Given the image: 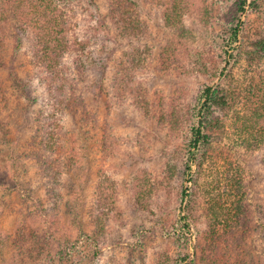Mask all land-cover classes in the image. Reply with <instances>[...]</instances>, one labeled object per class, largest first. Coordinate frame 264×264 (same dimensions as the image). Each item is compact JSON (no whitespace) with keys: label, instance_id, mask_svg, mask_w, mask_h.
Here are the masks:
<instances>
[{"label":"trees","instance_id":"1","mask_svg":"<svg viewBox=\"0 0 264 264\" xmlns=\"http://www.w3.org/2000/svg\"><path fill=\"white\" fill-rule=\"evenodd\" d=\"M70 1L0 0V40H6L9 34L13 51L17 52L22 45V37L18 31L29 32L31 43L28 49L34 64L44 70L39 78L44 84H48L46 88L49 97L44 104L48 106L52 103L50 109L47 107L48 110L41 104L35 114L30 116V107L37 103L33 87L30 83H24L12 67L6 72V76L0 74V144L8 143V136L11 134L16 144L23 135V129L30 126V121L33 129L29 137L19 143L23 149L16 152L9 146L8 154L15 173V185L12 188L19 191L23 200L24 218L17 221L11 241L12 257L21 262L40 261L47 256L48 262L52 264L53 255L58 256L57 260L60 261L61 257H68L84 242L97 252L101 245L109 241L107 227L110 221L119 218L121 214L116 203L118 194L111 196L112 200L109 201L107 188L98 181L93 191L91 230L80 229V241H67L69 247L65 250L59 247L58 242L55 243L58 238L49 230L55 224V218L63 215L60 204L64 199L62 176L65 170L62 167L72 169L78 163L74 137L65 128V122L64 127L59 114L65 110L73 114L71 107L80 105L76 91L81 82L69 76L65 78V82L61 79L64 74H69V66L80 73L87 71L88 74L89 69L99 71L100 74L92 83L94 98L97 99L109 70L110 58L107 51L110 43L122 47L124 42L139 41L147 29L141 20L139 0H105L107 11L105 14L104 11L97 12L90 28L93 32L91 30V33H85L80 29V22L73 13ZM89 1L94 3L93 0ZM153 1L160 8L161 17L168 27H177L180 32H187L181 27V23L193 11L189 0ZM256 6L257 0H234L227 37H222L216 44L217 53L212 56H221L217 51L218 47L225 55L217 73L218 79L215 82L201 83L186 103H182L178 97L150 93L137 80L138 72L148 63L147 46L132 44L123 49L116 60L111 91L109 90L114 95L112 105L133 106L144 118L153 120L157 128L166 129L169 135L179 133L188 126L183 147L182 168L185 179L181 181L179 191L180 203L184 205L172 220L159 222L162 237L168 239L177 252L173 255L169 250L158 252L160 254L154 264H181L189 254L186 250L193 213L189 207H193L195 203L196 179L203 167L204 157L211 148L213 133L225 129L229 135H234V145H244L251 150L264 147V26L253 28L249 24L247 13L248 8L252 10ZM103 53L107 55L103 56ZM68 56L71 65L63 64L64 58ZM158 59L166 69L177 70L183 65L177 54H169L166 50L160 53ZM3 65L2 62L0 68ZM208 68L204 63L205 73L209 72ZM235 71H239L242 79ZM215 76L212 74L211 77ZM61 94L64 96L59 97ZM23 101L26 105L20 108ZM225 117H228L229 125L223 122ZM117 136L115 138L122 141ZM136 143H141L138 138ZM98 146L99 153L104 156L112 153L114 137L106 138L105 135L98 141ZM27 159L33 161L31 167L36 170L33 178L29 179V168L18 170L15 162ZM193 165L196 166V172H193ZM177 172V164L169 163L161 167L156 178L143 177L142 182L137 178L133 183V208L140 210L142 205L148 208L149 200L160 191L159 185L171 190L170 183L174 181ZM26 179L28 180L24 181ZM39 188L44 189L49 211L43 207L42 198L35 197ZM243 191L233 194V198H222L214 202V208L206 218L208 234L211 239H218L232 248L234 261L231 264H264L261 260L247 256L245 252L249 243H255L259 251H264V242L258 241V236L264 234V209L258 207V218L252 221L249 192L246 191L244 196ZM150 233L152 231L149 229H132L130 236L140 241L142 236ZM51 251L54 254L51 255ZM110 260L113 261V258ZM226 260L221 254L220 246L200 244L194 256L185 264H227Z\"/></svg>","mask_w":264,"mask_h":264},{"label":"rangeland","instance_id":"2","mask_svg":"<svg viewBox=\"0 0 264 264\" xmlns=\"http://www.w3.org/2000/svg\"><path fill=\"white\" fill-rule=\"evenodd\" d=\"M93 2L70 1L73 13L80 22V29L85 33L92 30L90 28L97 12L104 11L105 14L107 11L105 0H93ZM233 2L234 0H189L193 11L190 16L182 20L181 27L187 30L182 33L179 28L168 27L164 23L161 10L153 0H139V12L147 28L146 33L140 37L139 41L124 42L122 47L110 43L107 51L110 58L109 70L97 99L94 98L92 83L100 72L89 69L88 74L87 71L80 73L69 66L71 68V70L68 68L69 74H64L61 81L69 76L81 82L76 91L81 103L70 106L73 114L65 110L59 116L63 125L65 122L67 126L64 125V127L74 137L78 163L72 169L62 167L65 170L62 176L64 199L60 204L63 215L55 218V224L51 225L49 230L58 238L55 243L58 242L62 250L69 247L67 242L69 240L79 242V230L90 231L92 228L93 191L98 181L107 188V194L110 195L109 201L112 200L113 195L118 194L116 203L121 214L119 218L110 221L107 227L109 241L101 245L97 252L84 242L68 257H61L60 261L57 260L58 256L53 255L52 264H104L106 262L154 264L160 254L158 252L169 250L172 255L177 252V249H173L174 246L169 244V240L162 237L159 222L172 220L180 207L184 205L180 203L179 191L180 183L185 179L182 168L183 147L188 126L182 128L179 133L169 135L166 129L157 128L153 120L144 118L133 106L112 105L111 100L114 95L110 92V85L114 78L113 71L123 49L135 43L147 46L149 58L146 62L148 63L138 72L137 80L150 93L158 92L166 97H178L182 103H186L196 93L201 83L215 82L218 79L217 73L224 62L225 55L218 47L217 51L222 57L212 56L217 53L216 44L222 37H227ZM247 13L249 24L253 28L264 26V0H257V6L252 10L248 8ZM245 17L246 15L242 18L245 19ZM12 29L16 30L13 26ZM18 33L22 37V45L17 52L13 51L9 34L6 40H0V64L2 62L4 64L0 68V74L6 76V72L12 67L24 83H30L37 100V103L30 107L29 115L32 116L39 109L38 107L48 100L49 93L46 88L48 84H44L39 78L44 74V70L34 64L28 49L31 43L29 32L18 31ZM165 50L169 54H177L182 59L181 68L172 70L162 65L158 58ZM105 55L107 53H103V56ZM64 63L71 65L69 56L64 58ZM204 63L209 67L208 73L204 72ZM262 66L264 67V61ZM212 74L216 76L211 77ZM235 74L241 76L239 71H235ZM25 105V101L21 102L20 108ZM51 105H48V109ZM223 122L229 125L230 121L228 117H225ZM32 132L30 121V126L23 129V135L16 144L13 134L8 136V143L0 144V264H50L47 256L40 261L27 260L26 262L12 257L13 230L17 221L24 218L22 215L24 211L19 191L12 188L15 185V173L13 163L8 157L9 146L16 152H20L23 148L19 146V143L25 141ZM105 135L106 138L114 137L115 146L112 153L104 156L101 152L99 153L98 141ZM117 135L122 141L115 138ZM137 138L141 143H136ZM235 140L234 135H229L225 129L213 133L211 148L204 157L203 167L196 179L195 203L193 207H189L193 212L190 221L189 245L186 250L189 254L181 264H185L194 256L200 244L210 247L220 246L221 254L227 259V264L234 261L232 248L218 239H211L208 234L206 218L208 212L214 208L212 205L216 200L233 198V194H239L240 190H244V196L246 191L249 192L248 202L253 211L252 221L258 218L256 213L260 209L258 207L264 209V147L259 146L251 150L244 145H234ZM82 144H84L83 147ZM17 161L15 162L19 167L18 170L28 167L30 174L27 177L33 178L36 171L31 167L34 164L33 161L30 159L23 162ZM168 162L176 163L178 167L174 181L170 183L171 190L159 185L160 191L149 200L148 208L142 205V209H134V181L137 178L142 182L143 177H158L161 167L167 166ZM193 172H196L195 165H193ZM32 181L36 183L35 179ZM35 197L42 198V205L48 210L43 188L37 190ZM132 229H149L153 235L146 234L138 241L130 236ZM258 241L264 242V234L258 236ZM254 245L255 243L247 244L246 255L264 262V251H259L256 248L257 245ZM50 254H54V251ZM110 258H113V261Z\"/></svg>","mask_w":264,"mask_h":264}]
</instances>
